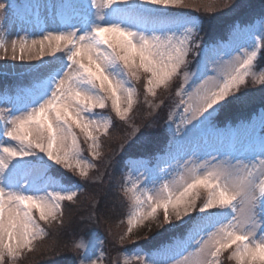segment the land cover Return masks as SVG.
Here are the masks:
<instances>
[{"label": "snow or ice", "instance_id": "snow-or-ice-1", "mask_svg": "<svg viewBox=\"0 0 264 264\" xmlns=\"http://www.w3.org/2000/svg\"><path fill=\"white\" fill-rule=\"evenodd\" d=\"M214 3L202 6L210 12ZM162 7L200 11L184 0L62 2L57 28L41 29L39 37L25 35L11 41L13 61H42L32 69H43L46 75L26 95L0 97L4 104L0 107V264H18L34 241L48 235L41 222L65 226L62 202L74 201L81 190L72 187V178L90 179L88 169L95 165L87 162L84 153L98 158L101 143L96 134L101 130L106 134L112 124L96 110L108 108L110 101V111L128 122L139 95L134 81L140 79L141 71L148 74L145 91L152 97L183 74L175 102L179 122L171 116L165 121L168 140L165 150L156 155L175 175L152 179L150 170L157 165L150 166L144 158L129 161L130 173L139 176L133 180L129 175V182L120 185L132 210L118 242L124 244L134 228L155 220L162 209L169 231L183 229V233L173 235L142 264H220L222 253L229 249L235 264H264V136L257 149L248 127L251 120L223 129L216 123L229 105L249 102L247 93H235L252 75L258 53L264 59V14L245 24L236 21L225 39L204 43L198 16L160 19L149 15L148 10ZM11 8L0 2V18L7 17ZM178 21H192V26H168ZM243 37L252 42H242ZM0 49L6 59L9 48L0 43ZM45 56L55 60H44ZM189 63L195 69L191 80ZM260 83L264 85V77ZM253 118H259L264 131V111ZM194 127L205 130V145L214 142L221 149L202 155L197 143L191 154L177 156L185 148L186 133ZM133 136L149 141L139 127L127 139ZM125 143L121 142V149ZM114 156L106 159L109 167ZM52 165L71 175L57 178ZM141 181L159 188L148 190ZM201 190L207 196L198 205ZM173 217L183 224H173ZM77 247L86 250L80 264H102L103 250L97 254L91 241Z\"/></svg>", "mask_w": 264, "mask_h": 264}, {"label": "trees", "instance_id": "trees-1", "mask_svg": "<svg viewBox=\"0 0 264 264\" xmlns=\"http://www.w3.org/2000/svg\"><path fill=\"white\" fill-rule=\"evenodd\" d=\"M184 2L193 7H199L200 11L195 12L193 8L185 7H162L160 10L149 11L162 13L163 15L178 13L198 16L202 22L200 36L204 43L226 38L230 26L236 21L245 24L264 14V0H215L212 5L213 11L210 12L206 11L202 5L212 4V0H184ZM262 61L264 62V59ZM188 67L191 69V63ZM254 73L256 72L252 69V75L247 78L240 91L235 93V95L247 93L249 102L246 104L233 103L223 109L222 111L227 113V116L222 121L228 123L245 121L251 119L254 113L264 110V92L261 91L264 89V85L260 83L261 77L255 78ZM147 75L141 71L140 79L134 81L137 92L141 94V97H137L136 103H134L133 109L129 113V121L120 120L112 112L110 117L112 124L109 133L107 135L100 134L99 156L98 158L91 157L92 164L95 167L90 168V171H93L89 175L90 179L86 181L87 187L83 186L74 201L62 202L65 226L60 228L56 222H41V226L46 229L48 235L42 240L34 241L31 246L32 250H25L22 257L18 259V264H58L60 259L68 260L66 253L73 247L75 248L77 241L90 231H98L100 232L98 234L104 237L106 255L108 250L112 257L120 256L122 251L126 249L135 250L133 248L136 244L131 245L133 242H125L124 244L118 242L124 223L121 231H116V224L126 219L127 212L131 207V203L120 190V185L125 184L123 177L125 172L129 170L127 168L129 161L139 158L151 159L160 153L155 147L165 140L164 132L167 127L165 121L169 116L174 118L177 114L175 102L178 97L174 95L178 86L182 84L181 74V77L173 82L170 88H158L156 90L157 95L152 97L145 91ZM261 76L264 77V72ZM146 97L147 102H145ZM224 103H227V101ZM149 123L153 125L151 128L146 127ZM216 123L218 125V121ZM137 127L141 129V132H146L149 135L147 143L137 141L135 136L130 140L127 139L133 133V129ZM167 136L168 133H166ZM122 141H126L123 149L120 147ZM140 145L142 147L150 146L154 151H142L145 149L139 148ZM113 153H115L113 164L109 167L106 159L112 156ZM52 170L55 172L53 173L54 176L57 177V172H61L58 175L59 177L64 176L65 171L62 168L53 165ZM86 193H88L86 197L90 196L89 201L82 202V198ZM206 195V192H201L197 201L198 205L205 202ZM77 203H79L78 206H76ZM195 215L196 213H192V216ZM87 220H94L93 222L98 225L86 228V226H89ZM161 220L162 216L159 218V221ZM158 225L151 227L150 232L138 237L135 242L144 245L145 250L153 251L162 244L169 242L172 233L174 235L179 232V229L176 232L169 231L168 228L163 226V223ZM109 228H111V233L108 231ZM230 252L222 253L220 264H235L229 258ZM108 259L110 260V258ZM70 262L68 260V263Z\"/></svg>", "mask_w": 264, "mask_h": 264}, {"label": "rangeland", "instance_id": "rangeland-1", "mask_svg": "<svg viewBox=\"0 0 264 264\" xmlns=\"http://www.w3.org/2000/svg\"><path fill=\"white\" fill-rule=\"evenodd\" d=\"M35 1L36 2L29 3L34 7L35 12L33 15H35V16L28 14L26 12H23V11L16 12V11H12L11 9H9L8 16L4 17V18H0V43H3L6 47L9 48L8 56L6 59L4 58L3 49H0V97L8 96V97L15 98L18 95H20V96L26 95L28 90L33 89L36 81L38 79H42L44 77V75H46V73L43 72L44 71L43 69H40L39 72L33 71V69H32L33 65H35L37 63H42V61H33V62H24V63H21L19 61H13L11 59V50H10L11 41L14 39H17L18 37H23L25 35H27L29 37H39V35L41 33V29L53 30V29L57 28L59 25L55 21L58 19L57 13L59 12V5L62 2L63 3L68 2L71 4H76V3L81 2V1H77V0H65V1H62V0H35ZM0 2H4L6 5L11 4V0H0ZM12 2L15 5H18L19 8L21 5V8H22L23 4H20V2L18 0H12ZM96 3L103 4L104 0H96ZM134 6L135 7H141L140 5H134ZM148 12H149V15H151L153 17L160 18V19L175 18V17H182V16L191 17L190 15H184V14H178V13H173V14L168 13V15H163L162 13H153L149 10H148ZM168 26L173 28V29L186 28V27L192 26V21L170 22L168 24ZM242 42L250 44L252 41H251L250 37H243ZM60 55H63V53L62 52L56 53V56H60ZM43 59L44 60H55V56H45ZM252 69H254L256 72L253 75L255 78L262 77L261 74L264 72V62L262 61L259 53L257 55V59L253 63ZM193 71H195V69L193 67H191V69H189V80L192 79L191 72H193ZM182 87H183V74H182V84L178 86L176 92L180 91V89ZM138 94H139L138 96L141 97V94L139 92H138ZM174 96H176V93ZM3 106H4V104L0 103V107H3ZM96 111L97 112H103V114L105 116L110 118L112 116V112L110 111V101H109V107L108 108H105L103 110L97 109ZM174 113L176 114V111ZM179 116H180V113L177 112V114L174 116L173 119H175L177 122H179ZM226 116H227V113H225L223 111L218 115V117L216 119V121H218V127L222 128V129L225 127H236L240 123L239 122L238 124H234V123H228L226 121H222ZM249 120H251V124L248 125V127H249V130L251 131L250 136L252 137V143L258 149L260 146V141H261V137H262L260 120H259V118H252ZM249 120H247V121H249ZM0 123H2V121H0ZM166 129H167V127H166ZM109 130H110V128H109ZM109 130L106 134L103 132V130H101V132L97 133L96 135H98V137L100 139V134L102 133V135H107L109 133ZM164 133H165V140L162 141V143L159 146L155 147V149L158 152H163L165 150V147H166V142H167L166 140L168 139V136L166 137L167 131L165 130ZM205 137H206V132L204 129L196 128V127L189 129V131L186 133L184 141H183L185 148L178 151L177 156H183L186 154H191L192 146L197 144V143H199L202 146L201 147V154L202 155L214 154L216 151L221 149V146L214 143V142H210V143L205 145L204 144ZM4 139L7 140V138H4ZM8 143L15 145L14 141H8ZM85 147H86V145H85ZM225 147H226V145H225ZM139 148L145 149L142 151H154L150 146L142 147L140 145ZM84 155L87 158V162L92 164L91 154L89 153V156H88V152L86 151L84 153ZM156 160L157 159H154L150 163V166L157 165ZM202 162L203 161H201V163ZM48 163L50 164L51 162H48ZM52 166H51L50 170L53 173H55L52 170ZM89 171H90V168L88 169V172ZM92 171L89 172V175L92 174ZM59 173H61V172H57V174H56L57 178H59V176H58ZM70 175H71V173H64V176H70ZM129 175H131L133 180H136L139 176V173L138 172L137 173H130V170L125 172L124 177H123V181L125 184H127L129 182L127 180V177ZM150 175H151L152 179H159V176L164 177V176H169V175H175V173L173 172V170L164 168L163 165L160 164V165H157V167L155 169L150 170ZM78 178H79L78 176L72 178V181L74 184V185H72V187L79 188L81 190L83 189L84 185L87 187L86 181H84L80 178L78 179ZM141 183H142V186L146 187L148 190H153V189L159 188L158 184H156V185H153L152 183L145 184L143 181H141ZM49 190H51V189H49ZM80 191L78 192V194L80 193ZM201 192H205V191L201 190ZM87 194L88 193H86L84 195V197L82 198V202L83 201H89L90 196L86 197ZM63 202H65V201H63ZM79 203H77L76 206H78ZM131 210H132V205L130 207V210H128L127 213L129 214V212ZM208 211L209 212L219 211V209H209ZM36 215L38 217V212L36 213ZM204 215H207V212L204 213ZM160 216H162L161 221H159ZM191 216H192V213H191ZM127 218H128V215H127L126 219L124 220L123 230H122L123 223L118 222L116 224V226H117L116 231L122 230L121 234L126 232ZM189 218L190 217H184V220H188ZM87 221H88L89 226H86V228H90L93 225H98L95 222H93L94 220H87ZM183 222H184L183 220L177 221L173 217V224H183ZM162 223H163V210L161 209L158 211L157 218L155 220L147 221V222H145L144 225H141L137 228H134L132 235L125 241V242H133L131 245L136 244L135 248H133L135 250L126 249V250L122 251L120 256H115V257H112L109 254V250H108V253L106 255L105 248H104V237L102 235L98 234L100 232H98V231H92L91 232L90 231L89 233L85 234L84 236H82L77 241L75 248L73 247V249L69 250L66 253L68 255L67 256L68 260H70L71 262L68 263V260L60 259L58 261V264H80V259L85 255L86 250L84 247H77V245H87L89 241H91L95 245L97 254H99L101 249L103 250L102 264H136V263L142 264V260L147 259V258L151 257L152 255H154L155 250L147 251V250H145L144 245L137 244V242H135V241H137L138 237L142 236L143 234H145L147 232H150L149 230L151 227H155L158 224H162ZM100 226L101 225L99 224V227ZM163 226L168 228V230L171 228V225H169L167 223H163ZM158 228H159V225H158ZM167 232H169V231H167ZM182 233H183V229H179V232L177 234H174V235H178V234H182ZM110 236H111V234H110ZM172 236H173V233L171 234L169 239H171ZM110 242H111V240H110ZM228 251L232 252V249H229ZM87 254L92 255L91 251H89ZM229 257H230V255H229ZM93 258H95V257H93ZM108 258H110V260Z\"/></svg>", "mask_w": 264, "mask_h": 264}]
</instances>
